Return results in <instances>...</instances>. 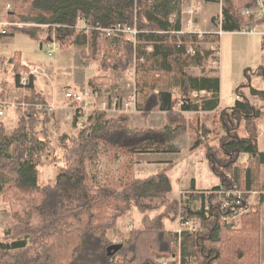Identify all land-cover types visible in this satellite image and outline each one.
I'll use <instances>...</instances> for the list:
<instances>
[{
    "label": "trees",
    "instance_id": "obj_1",
    "mask_svg": "<svg viewBox=\"0 0 264 264\" xmlns=\"http://www.w3.org/2000/svg\"><path fill=\"white\" fill-rule=\"evenodd\" d=\"M9 1L8 18L19 26L6 28L0 39L21 33L37 40V33L45 31L60 49L80 48L81 59L97 63L104 74L123 73L134 66L139 125L133 127L127 113L114 118L99 109L85 118L76 113L71 126L77 135L61 136L53 146L49 132L56 123L55 114L36 107L46 102L35 89V76L29 74L19 53L11 57L13 84L22 91L16 103L25 109H15L20 115L9 133L0 121V198L8 205L13 222L0 235V264H162V259L167 264H261L264 152L258 148L256 122L264 108L253 106L242 88H249L250 95L264 102V92L250 85L251 75L264 79V66L246 69L247 84L234 91L237 100L218 112L219 79L194 77L186 71L204 69L209 60L218 64L219 37L217 33L205 37L215 43L203 50L196 33L182 30L183 0ZM255 6L256 0H221V15L211 21L221 32H236L255 24L242 16ZM79 22L84 28L78 27ZM116 25L135 27L136 43L121 34L108 36L104 30ZM261 46L264 49V38ZM142 57L144 64L138 62ZM24 74L25 85L21 82ZM173 82V92L164 89ZM112 84V78L100 76L88 81L95 95ZM201 92L206 93L204 97ZM8 96L1 91L0 102ZM159 112L164 114L162 127L146 126L149 117ZM200 114L217 115L223 134L217 136L216 145L202 142V135L207 139L212 132L199 124ZM189 115L194 116L190 119ZM241 126L244 137L238 136ZM190 132L199 133L190 150L204 149L219 181L207 191L236 186L246 193V200L247 193H259L238 221H225L231 210L221 209L216 196L203 194L207 191L192 188L183 191L180 202L170 199L169 163L156 174L127 179L118 188L89 175L87 164L100 151L179 153L175 143ZM50 150L54 157L61 153L64 166L51 181L41 183V168ZM241 155L246 157L245 166H238ZM195 202H200L199 210H192ZM133 208L141 215L140 227L131 229L118 243L121 249L108 256L112 236H118V220ZM192 219H199L201 230L182 232L178 244L166 223Z\"/></svg>",
    "mask_w": 264,
    "mask_h": 264
},
{
    "label": "rangeland",
    "instance_id": "obj_2",
    "mask_svg": "<svg viewBox=\"0 0 264 264\" xmlns=\"http://www.w3.org/2000/svg\"><path fill=\"white\" fill-rule=\"evenodd\" d=\"M196 5H200L197 9L200 14L210 8L218 7L213 4L215 1L206 0H183L181 1L182 10L186 11ZM4 7L3 0H0V13ZM196 10V9H195ZM196 13V11H195ZM212 15V12H210ZM208 15L205 13V17ZM5 20L0 22H6L8 25L5 27H16V25L10 24L8 18V12L3 15ZM182 30L184 32H196L197 41L199 46L203 50L210 48L209 38L210 32L213 31L212 27L216 26L214 22L207 20L203 23L200 20V15H181ZM193 22V24H192ZM190 23V27L187 28V24ZM27 26L28 25H20ZM199 27V28H198ZM0 27V32H1ZM198 32V33H197ZM1 34V33H0ZM37 40L31 39L28 36L17 33L14 37H3L0 39V92L4 91L8 93V97L3 102L16 104L21 95V90L17 89L13 84V77L11 73V66L8 60L16 53H19L22 61H25L28 65V70L36 69V88L39 91V95L45 97L46 104H53L55 106L54 114L57 121L54 127L49 132V141L53 146H57L59 138L61 136H67L74 138L77 135V131L71 126L72 117L76 114L70 107L69 102L65 99V94L68 92L83 93L84 91H91L88 86V81L96 76L112 78L114 84L106 87H102L98 94L95 95L93 101V107L98 108L102 105V102L108 103V109L113 110V105L110 102L114 99L117 100L115 111H107L108 118H114L119 113L127 111V114L131 117V125L137 127L139 125V117L133 106L129 104L135 91V98L138 99V94L135 88V70L134 66L130 67L126 72L113 73L109 72L104 74L98 71V64L92 61H86L81 59L79 53L80 48L71 47L69 49H60L57 43H54V47H57L52 56H48V50L46 48L47 43L52 42L49 35L45 31H39L37 33ZM243 41L246 46V52L241 59V63L246 65L244 70L250 69L254 71L260 65L261 61H264V50L262 51V38L257 36H245L238 37ZM237 38V39H238ZM208 40V41H207ZM42 45V48L40 46ZM189 49V48H188ZM150 50V48L148 49ZM190 50V49H189ZM204 69L193 68L187 69L188 75H208L210 70L216 68L217 65H213L211 60L207 61ZM261 66H264L262 62ZM250 73H248V76ZM27 76V74H24ZM242 85L247 84V80L244 77ZM173 82L170 86H166L164 89L172 92L175 86ZM240 85V84H239ZM251 87L264 91V79L257 77L256 75L250 76ZM245 89L246 94H249V90ZM244 93V92H243ZM250 96V95H249ZM42 97V99H44ZM254 104L259 105L260 101L253 100ZM224 105L232 104L230 100H224ZM19 105V104H18ZM129 105V109L125 110V106ZM254 106V105H253ZM260 106V105H259ZM18 107V106H17ZM20 107V106H19ZM256 107V106H255ZM260 108V107H256ZM264 108V107H262ZM16 107L11 108L5 112L3 117H0V121L5 124L7 132H11L15 127L19 113L15 110ZM88 113V111H86ZM194 115H189L190 119ZM199 124H204L212 134L207 139L202 135L201 140L207 144H217V136L222 135L223 131L219 128V122L217 115L214 114H200L198 115ZM256 126L260 135L259 146L264 150V114L257 120ZM164 123V114L153 113L146 122V126L151 128H160ZM242 125V124H241ZM246 134L241 126L238 131L239 137H244ZM199 137L193 132L187 134L184 138L178 140L175 145L178 147L179 153H167V154H137L128 155L124 152L116 151H100L99 155L93 162H88L87 168L90 177H95V181L107 183L115 188L120 187L127 179L133 177H146L156 174L159 170L164 168L166 164H171L172 168L167 171V175L172 185V192L169 195L170 199H176L180 202L184 197L183 191H191L194 188L195 191H207L215 186L219 185V181L209 168L204 155V149L198 148L191 151L190 147ZM48 159L44 160L41 168V183L51 181L57 174L59 167L64 166V160L59 159L61 153H51ZM54 157V158H53ZM62 162V163H61ZM247 164L246 157L241 155L238 159V166H245ZM237 166V165H236ZM261 174L264 176V166L261 167ZM264 192V185L261 189ZM182 197L180 199V193ZM201 207L200 202H195L192 205V210H199ZM157 213L151 214V216ZM141 215L133 208L129 213L118 220L117 229L118 233H121L118 237H112V243L118 244L122 240L128 237V233L131 229L140 227ZM234 222V221H233ZM13 225L11 219V213L8 205L0 198V235L9 227ZM179 220L173 224L166 223V229L171 232H175L179 229ZM114 235V233H111ZM264 238V212H262V227L261 238ZM178 249V246H177ZM166 263V259H162ZM161 260V262H162ZM167 264V263H166ZM261 264H264V248L261 246Z\"/></svg>",
    "mask_w": 264,
    "mask_h": 264
},
{
    "label": "built area",
    "instance_id": "obj_3",
    "mask_svg": "<svg viewBox=\"0 0 264 264\" xmlns=\"http://www.w3.org/2000/svg\"><path fill=\"white\" fill-rule=\"evenodd\" d=\"M219 4H221V0H219ZM4 6H5L6 13L12 9V5L9 0H4ZM194 12L195 11L190 8L186 11H182V15L184 14L193 15ZM242 16H244L247 20L251 19L253 22H255V24L252 26H248V25L243 26L241 29H239L235 33L240 34V35H245V36H258L260 38H264V0H256L255 8L244 10L242 12ZM259 22H261L262 24L258 25ZM7 25L8 23L6 22H0V27L2 29L0 33L3 34L5 32V27ZM12 25L19 26L17 24H12ZM78 27L84 28V24L82 22H79ZM188 27L190 26L187 25V28ZM104 31L106 32L108 36L115 35V34H121L134 44L136 43V38L138 35V31L135 27H128V26H122V25H116L114 28H110ZM182 32L183 31H181V33ZM217 34L220 36L222 34L221 30H219ZM54 43H55L54 41L47 43L46 48L48 50V56H52L55 50H57V47H54L53 45ZM216 56H219L218 50L216 51ZM138 62L140 64H144L145 59L143 57L139 58ZM212 64L215 65L216 63H212ZM29 74L32 76H35L37 75V70L31 69L29 71ZM21 82L23 85H25L27 83V76H23ZM65 99L69 102L70 107L74 110V113L82 115L83 118H85L93 109H99L105 112L115 111V107L117 105V100L114 99L113 101H111L113 105V110L112 108L111 110L108 109L107 102L106 104L102 102V105L98 108L93 107L92 105H93V101L95 100V94L93 93L92 90L90 92L84 91L83 93H78V94L73 93V92H68L65 94ZM135 102H136V98H135V91H134V94L131 98V102L129 103L133 106L134 110H135ZM17 106H20L22 110L25 109V105L23 104L21 105L17 104ZM17 106L16 104H12L8 102H0V117H3V115L5 114L7 110L14 108V107L17 108ZM36 107L40 111H47L48 113H54L55 111V106L53 104H46V105L37 104ZM124 109L128 110L129 105H126ZM86 111H88V113H86ZM121 113H127V111H124ZM180 194L182 195V192ZM203 194L205 196H210V195L216 196L218 199V202H220L221 209L228 208L229 210H231V213L224 218L225 221H238L239 218L243 214L249 211L250 206L254 202L255 196H257L259 193L257 192L247 193L249 195V199L246 200L245 199L246 193L240 191L238 188H236V186H233L230 189H225L223 187H220L216 191H207V192H204ZM200 230H201V227H200L199 219H192L187 222H184L183 224H180L179 229H177L173 233L177 235L178 244H179L180 234L182 232L193 233V232L200 231ZM161 263L166 264L167 261L165 263L162 260Z\"/></svg>",
    "mask_w": 264,
    "mask_h": 264
},
{
    "label": "crops",
    "instance_id": "obj_4",
    "mask_svg": "<svg viewBox=\"0 0 264 264\" xmlns=\"http://www.w3.org/2000/svg\"><path fill=\"white\" fill-rule=\"evenodd\" d=\"M3 2H4V0H3ZM213 4H215L218 7V9H216L215 7L214 8L212 7V8H210V10L205 9L200 14V12L197 11V9L200 7V5L195 6V3H194V5H193V7H191V9L196 11V13L194 12L193 15H195V16L200 15V20L203 23L207 22V20L211 21L213 18H219L221 15V4H219V3H213ZM210 12H212V15H210ZM5 13L6 12H5V6H4L1 13H0V21L5 20L3 18V15ZM205 13L208 15L207 17H205ZM192 24H193V22H192ZM187 25L190 26V23ZM212 29H213V31L210 32V34H216L220 30V27L214 26V27H212ZM242 36L245 37V35L236 34L235 32H227V33L222 32V34L220 36L218 35L219 40L217 42V45L219 48V57H218L219 60H218V64H217L216 68L213 70H210L208 75H195V74L192 75L194 77H215V78L219 79L220 92H219L218 112L221 110H224L226 108H231L233 106L234 102L238 98L236 96V94L234 93V91L238 86H242V84L244 82V80H243L245 77L244 76L245 75L244 74V71H245L244 67L246 65L241 63V59L243 58V56L246 52V46L243 47L244 45H242V44L244 42L239 40V38H238V37H242ZM214 43L215 42H211L210 47ZM40 48H42V45L40 46ZM260 48L262 51L264 50L262 47H260ZM262 62H264V61H261L259 66H261ZM23 64L28 65L25 61H23ZM193 69L197 70L198 68H193ZM35 89L37 91L36 77H35ZM246 90H249V88H246ZM259 91H261V90H259ZM37 92H39V91H37ZM243 92L247 96L248 100L250 101V103L252 105H254L256 107L258 106L260 108L264 107V102L261 101L258 97L252 96V95H250V93L246 94L245 89H243ZM262 92H264V91H262ZM205 94H206L205 92H201L200 96L204 97ZM43 98H44V100H47V99H45V97H43ZM224 100H230V101H232V104L224 105V103H223ZM253 100L260 101L259 102L260 106L254 104ZM55 117H56V115H55ZM56 121H57V118H56ZM259 143H260V135L258 132V148H259V151L264 152V150H262L260 148ZM118 231L119 230L117 229V232ZM117 234H118V236L121 235V233H117ZM118 236H112V237H118ZM261 246L264 248V238L263 237L261 238Z\"/></svg>",
    "mask_w": 264,
    "mask_h": 264
},
{
    "label": "water",
    "instance_id": "obj_5",
    "mask_svg": "<svg viewBox=\"0 0 264 264\" xmlns=\"http://www.w3.org/2000/svg\"><path fill=\"white\" fill-rule=\"evenodd\" d=\"M120 249H121V245L113 244L107 249V255L111 256V255L117 253Z\"/></svg>",
    "mask_w": 264,
    "mask_h": 264
}]
</instances>
